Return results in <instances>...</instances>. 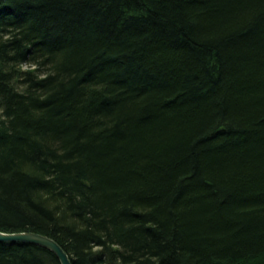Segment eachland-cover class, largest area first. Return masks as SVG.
<instances>
[{"label": "trees", "instance_id": "obj_1", "mask_svg": "<svg viewBox=\"0 0 264 264\" xmlns=\"http://www.w3.org/2000/svg\"><path fill=\"white\" fill-rule=\"evenodd\" d=\"M0 231L72 264H264V0H0Z\"/></svg>", "mask_w": 264, "mask_h": 264}, {"label": "water", "instance_id": "obj_2", "mask_svg": "<svg viewBox=\"0 0 264 264\" xmlns=\"http://www.w3.org/2000/svg\"><path fill=\"white\" fill-rule=\"evenodd\" d=\"M0 242L10 244H32L53 252L61 264H72L68 254L52 238L33 231L3 232L0 231Z\"/></svg>", "mask_w": 264, "mask_h": 264}]
</instances>
